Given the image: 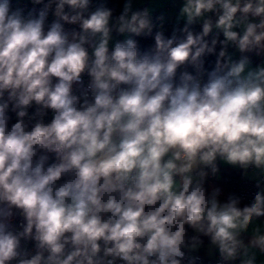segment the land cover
Segmentation results:
<instances>
[{
	"label": "clouds",
	"instance_id": "obj_1",
	"mask_svg": "<svg viewBox=\"0 0 264 264\" xmlns=\"http://www.w3.org/2000/svg\"><path fill=\"white\" fill-rule=\"evenodd\" d=\"M0 264H264V0H0Z\"/></svg>",
	"mask_w": 264,
	"mask_h": 264
},
{
	"label": "built area",
	"instance_id": "obj_2",
	"mask_svg": "<svg viewBox=\"0 0 264 264\" xmlns=\"http://www.w3.org/2000/svg\"><path fill=\"white\" fill-rule=\"evenodd\" d=\"M85 80H87V77H85ZM222 172L224 173L225 171L222 170ZM228 176H229L228 185H229V187L231 189H234V190H237V191H245L249 187L247 182L242 181L239 176L230 175V173H228Z\"/></svg>",
	"mask_w": 264,
	"mask_h": 264
},
{
	"label": "crops",
	"instance_id": "obj_3",
	"mask_svg": "<svg viewBox=\"0 0 264 264\" xmlns=\"http://www.w3.org/2000/svg\"><path fill=\"white\" fill-rule=\"evenodd\" d=\"M176 7H178V5H176ZM157 8L159 10H166V11H169L171 13V15L174 16V12H175V8L173 7L172 4L170 3H166V2H161L160 4L157 5ZM221 168L222 170H226V171H232L234 173H236L239 177H240V173H239V170L237 169H233L229 166H226V165H221Z\"/></svg>",
	"mask_w": 264,
	"mask_h": 264
},
{
	"label": "trees",
	"instance_id": "obj_4",
	"mask_svg": "<svg viewBox=\"0 0 264 264\" xmlns=\"http://www.w3.org/2000/svg\"><path fill=\"white\" fill-rule=\"evenodd\" d=\"M223 173V172H222ZM228 173H230V175H237L236 173H234V172H232V171H226L225 170V172L223 173V175H222V178L220 179V181H219V183H221V184H225L226 186H228L229 187V185H228V178H229V176H228ZM238 176V175H237ZM230 188V187H229Z\"/></svg>",
	"mask_w": 264,
	"mask_h": 264
}]
</instances>
